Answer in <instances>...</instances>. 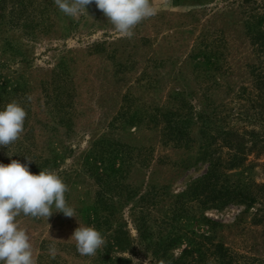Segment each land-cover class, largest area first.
<instances>
[{
    "label": "trees",
    "instance_id": "16d2710c",
    "mask_svg": "<svg viewBox=\"0 0 264 264\" xmlns=\"http://www.w3.org/2000/svg\"><path fill=\"white\" fill-rule=\"evenodd\" d=\"M8 6L7 24L23 28L33 41H57L79 30V22L64 15L54 0H0L1 17ZM87 11L96 17L102 12L96 6ZM165 17L157 13L142 21L131 38L116 35L112 25L113 32L105 31L100 40L83 48L63 49L48 68L32 67L27 60L0 63V108L16 101L28 113L18 140L9 148L0 147V163L7 165L13 159L23 163L27 156L34 160L30 164L32 173L52 170L62 178L68 188L66 202L76 215L66 217L53 208L49 218L54 223L52 229L60 233L93 226L100 231L106 243L92 264H134L124 256L133 239L122 211L128 204L138 241L151 251L150 264H200L209 258L230 264L224 241L214 239L225 238L228 226L207 217L204 211L229 205L251 207L259 199L264 203V183L241 179L233 182L230 175L248 155H264V136L258 130L264 127V4L242 0L235 9L207 14L203 20L195 10V93L175 89L167 97L172 107L155 104L153 110L154 119L165 123L163 140L174 148L188 149L193 145L190 130L195 125L201 139L196 161L207 167L174 199L195 201L200 212L195 219L207 231L195 232V238L186 237L179 226L184 209H178L173 218L178 224L175 231L154 239L152 226L166 224L152 220L153 213L161 212L159 202L164 203L162 181H157L156 171L161 159L149 161L145 155L147 151L150 155L151 150L144 143L132 146L122 142L123 131L131 127L136 131L141 117L130 115L124 103L114 115L106 110L110 103L118 104L122 88L137 86L153 94L168 82L179 83L181 69L159 71L172 62L170 55L177 48L182 25L170 27L173 24L165 23ZM79 19L85 17L81 15ZM167 27L173 28V36L162 37L160 44H154L153 32ZM193 59L191 55L188 58L191 62ZM136 71L141 72L133 77ZM230 93L234 96L231 107L226 104ZM218 94L226 102L217 104ZM121 98L127 101L126 97ZM87 101H95L96 107ZM100 129L104 131L91 141L89 148L75 155L71 144L78 134H93ZM134 131L129 132L131 136L136 135ZM69 159L68 167H61ZM42 219L21 214L17 222L19 227L32 231ZM262 220L264 213L257 222ZM185 238L188 243L180 260L170 262V250ZM52 241H40L36 264H59L57 256L52 259L48 250L50 246L57 250Z\"/></svg>",
    "mask_w": 264,
    "mask_h": 264
},
{
    "label": "rangeland",
    "instance_id": "374dc122",
    "mask_svg": "<svg viewBox=\"0 0 264 264\" xmlns=\"http://www.w3.org/2000/svg\"><path fill=\"white\" fill-rule=\"evenodd\" d=\"M256 1L264 4V0ZM241 2L242 0H150L158 15L166 16L165 23L169 24L171 22L173 24L170 27H176L182 23L178 32L179 44L177 43V48L171 52V55L169 54L172 57V62L166 64L164 67H160L159 71L161 73H170L173 70L176 72L181 69L183 76L180 78L179 83L172 84L168 82L161 90H157L153 94L137 86L122 88L120 91L121 96L117 97L118 104L113 106L110 103L106 110L109 115H114L117 110L123 108L121 105L124 103V109L128 110L130 115H134L135 118L141 117V125L139 128L137 127L136 131H134L135 127H131L129 131H123L121 135L123 138L122 142L132 146L144 143L142 145H147L151 150L150 155H148V151L145 155L146 158L150 159L149 161L161 159V164L156 170L158 179L156 180L162 181L160 183L162 188L160 191L161 199H164V203L159 202L161 204V208L159 207L161 212L159 214L153 213L152 220L166 221V224L152 226L154 239L168 235L170 230L175 231V226L178 227V224L173 221V218L174 213H178V209L181 212L184 209L185 214L182 213L179 217L181 223L179 226L180 232L188 235L186 237L195 238V232L207 231L206 227L195 219V217L200 215L195 201L191 199H185L184 201L174 199L176 195L184 192L193 181L201 177L207 167L206 164L196 161L201 139H199L195 125L190 130L193 145L188 149L174 148L171 143L163 140L162 132L165 128V123L154 119L156 113H154L153 108L155 104L172 107V101L168 100L167 97L175 89L195 93V69H193L195 68V36L198 34L197 31L200 30L198 28L195 34V10L198 18L203 20L207 14L216 11L226 13L229 9H235ZM91 6L96 5L93 3L87 6V9ZM82 15L85 17L84 20L79 19L81 15L76 18L71 17L73 22H79V30L73 32L69 37L50 42L44 39L33 41L26 36L23 28L12 27L7 24L9 20L8 6L6 12H4V17L0 16V63L12 60L17 62L27 60L32 67L48 68L54 65L56 58L63 49L83 48L88 43L100 40L105 31L107 33L113 32L112 24L108 22L103 12L99 14V17L88 11ZM105 23H108V26H104ZM170 27L165 29L159 28V32H153L151 37L155 41H153L154 44H160L162 37L170 38L173 36L175 31L173 28L170 29ZM115 33L116 35H120L117 31ZM190 55L194 58L193 62L188 60ZM185 62H188V64ZM185 64L187 66L183 68ZM147 69V73L149 74L152 68ZM140 72L136 71V75L133 77L138 76ZM187 84H189L190 88H187ZM96 94L100 95V91H97ZM122 96L126 97L127 101L123 102ZM186 96L189 99L190 96ZM233 98V94L230 93L226 102V98L222 94H218L216 96V103L220 104V101H222L230 106ZM86 103L94 104L96 107L95 101H87ZM244 104L247 107V104ZM258 130L264 136V127ZM102 131L104 130L100 129V131L92 132L93 134L89 132L78 134L71 144L75 150V155L87 150L91 141L97 139L100 135L99 133ZM130 131L137 133L131 136ZM195 137L197 138L195 139ZM225 152L226 149L223 150L222 156L225 155ZM70 163L71 159L67 160L61 167L66 168ZM230 175L233 182L241 179L247 183L263 184L264 155L258 157L254 154L248 155L243 164L237 170L232 171ZM129 206L130 204L126 205L122 208V211L125 223L133 239L129 251L124 256L131 258L134 264H150L152 261L151 251H148L138 241L133 219L129 214ZM263 213L264 203L261 199L251 207H246V205H229L221 210L204 211V215L207 217L228 226L225 238L215 237L214 239L216 241H224L223 243L228 249V255L231 257L230 264H264V220L257 222ZM53 224L52 219L47 221V219L43 218L41 221L35 223L34 228L31 229L32 231L28 230L31 237L34 259L37 258L40 241L52 238V244L57 247L56 256L59 264H92L91 262L95 256H82L77 252L76 242L71 238L75 230L66 229L57 233L52 229ZM187 243V238H185V241L179 242L177 247L171 249L167 257L168 260L170 262L180 260L182 251L185 249ZM45 261L49 260L46 259ZM200 264L220 263L214 258H209Z\"/></svg>",
    "mask_w": 264,
    "mask_h": 264
},
{
    "label": "clouds",
    "instance_id": "9594fccd",
    "mask_svg": "<svg viewBox=\"0 0 264 264\" xmlns=\"http://www.w3.org/2000/svg\"><path fill=\"white\" fill-rule=\"evenodd\" d=\"M54 3L64 15L72 18L87 12V6L94 3L114 29L127 38L134 36L138 24L157 14L150 0H54ZM27 115L26 109L16 101L0 108V147L9 148L18 140ZM33 161L25 156L23 163L15 159L7 165L0 163V264H36L31 237L17 222L21 214L48 221L54 208L55 213L66 217L76 215L66 202L68 188L62 178L52 170L32 173ZM71 238L82 256H95L106 243L93 226H79ZM48 250L55 259L57 250L51 246Z\"/></svg>",
    "mask_w": 264,
    "mask_h": 264
}]
</instances>
